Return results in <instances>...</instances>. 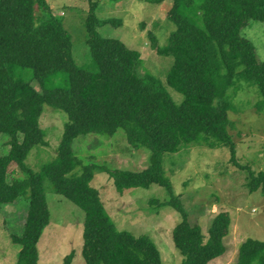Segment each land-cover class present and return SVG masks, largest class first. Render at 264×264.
Listing matches in <instances>:
<instances>
[{
	"label": "trees",
	"instance_id": "16d2710c",
	"mask_svg": "<svg viewBox=\"0 0 264 264\" xmlns=\"http://www.w3.org/2000/svg\"><path fill=\"white\" fill-rule=\"evenodd\" d=\"M100 1L87 0L84 24L94 62L88 70L74 61L70 34L52 15L47 0H0V136L8 146L0 155V207L20 197L28 199L22 228L11 233L10 240L20 246L14 264H38V243L50 221L46 179L54 193L84 213L85 264H162L149 235L135 236L117 228L91 185L97 172H106L120 193L154 184L171 193L158 206H170L181 216L172 229L180 264H208L225 253L231 217L226 211L217 213L207 234L199 224H192L180 196L172 192L163 156L191 145H222L229 150L230 162L245 168L237 161L228 112L240 81L257 86L262 100L256 106L264 109V60L242 35L251 21L264 22V0H172L166 16L175 29L167 44L161 46L148 34L158 55L173 57L165 78L183 96L179 104L155 74L139 73V50L100 35L99 26L120 21L98 19L95 11ZM18 68L32 70V77L28 81L18 77ZM55 73L64 83L49 84ZM44 105L65 112L67 120L55 157L34 171L26 163L30 151L48 144L40 124ZM118 129L125 132L130 147L149 151L146 168L133 171L86 164L72 149L79 135L111 137ZM17 170L22 175L15 176ZM248 171L250 191L264 189V173ZM74 256L71 251L62 264H71ZM236 264H264V240L246 238L239 245Z\"/></svg>",
	"mask_w": 264,
	"mask_h": 264
},
{
	"label": "rangeland",
	"instance_id": "374dc122",
	"mask_svg": "<svg viewBox=\"0 0 264 264\" xmlns=\"http://www.w3.org/2000/svg\"><path fill=\"white\" fill-rule=\"evenodd\" d=\"M51 13L62 21L72 41V55L78 66L91 70L94 62L87 45L85 17L87 0H47ZM172 0L160 4L146 0H101L95 11L100 20L113 18L118 23H106L97 28L104 37L118 38L129 48L141 53L139 73L145 70L165 85L176 103L183 96L166 84V73L173 62L171 56H161L151 47L152 33L163 46L175 25L168 20L167 11ZM242 35L252 41L260 60H264V22L251 21ZM16 75L28 81L32 70H16ZM64 83L61 74L49 79L50 85ZM240 88L231 97L233 106L228 112L229 132L236 144L239 168L230 162L227 147L209 148L191 145L176 153H166L162 165L172 184V192L179 195L192 224H199L207 234L213 217L222 211L231 217L230 229L224 238L225 253L208 264H236L239 245L248 237L264 240V189L251 192L250 175L264 173V109L256 105L262 100L256 85L240 81ZM230 94L232 90H229ZM67 115L61 110L44 105L40 118L45 130L47 145L35 146L26 163L37 171L42 164L52 160L61 138ZM0 136V155L8 150ZM75 154L84 163L106 165L109 169L138 171L146 168L149 151L133 149L126 140L125 132L118 129L109 136L97 134L79 135L72 144ZM12 170V166L10 167ZM15 176L22 175L19 170ZM91 185L99 191L104 206L119 230L135 236L149 235L156 243L162 264H180L182 256L174 246L172 229L181 216L170 206H158L168 200L171 193L159 185L149 188H132L121 193L106 172L95 173ZM50 221L38 243V264H62L71 251L75 253L71 264H85L82 250L83 211L65 197L53 192L50 182L44 181ZM157 201V202H154ZM27 197L0 207V264H14L20 249L14 244L11 233H19L26 216Z\"/></svg>",
	"mask_w": 264,
	"mask_h": 264
}]
</instances>
